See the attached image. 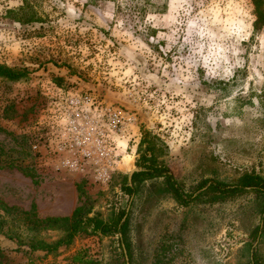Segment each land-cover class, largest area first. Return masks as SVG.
Listing matches in <instances>:
<instances>
[{"label": "rangeland", "instance_id": "rangeland-1", "mask_svg": "<svg viewBox=\"0 0 264 264\" xmlns=\"http://www.w3.org/2000/svg\"><path fill=\"white\" fill-rule=\"evenodd\" d=\"M0 67L24 72L0 76V200L13 207L0 204V264H127L125 249L130 264H264V193L182 205L163 178L122 190L145 131L187 193L264 178L252 0H0ZM85 203L104 220L129 208L126 234L38 249L68 224L37 218Z\"/></svg>", "mask_w": 264, "mask_h": 264}, {"label": "trees", "instance_id": "trees-1", "mask_svg": "<svg viewBox=\"0 0 264 264\" xmlns=\"http://www.w3.org/2000/svg\"><path fill=\"white\" fill-rule=\"evenodd\" d=\"M256 7L257 22L259 25L264 23V0H252ZM24 22L28 20H23ZM24 72H16L7 67H0V76L16 80L23 77ZM140 145V158L137 165L141 169L134 172L132 176V185H129L128 177L124 176V183L122 190L126 195L132 197L137 190V185L150 179L163 178L165 180V187L172 193L174 198L182 205H189L202 197L209 198L210 201L225 200L235 197L253 188L259 192L264 193V178L255 174H245L234 184H228L221 181L205 180L203 181L198 191L195 193H187L182 186L175 179L170 169L160 161V153L162 148L157 142V137H152L150 132L145 131ZM8 212L10 209L3 201L0 200ZM26 213V212H25ZM127 214L126 209L120 211L110 220H104L100 215L91 216V212L87 209V205H79L70 217H47L44 219L37 218L36 223L39 227L51 228L53 225H66L63 238L56 244H49L47 242H39L41 250H57L63 245H70L73 240L80 234L86 235H100V236H118L126 234L127 222L123 221ZM264 228V218H263ZM260 229V228H259ZM124 239L119 238V242L123 243ZM257 260V261H256ZM256 255L253 257L252 264H260Z\"/></svg>", "mask_w": 264, "mask_h": 264}, {"label": "water", "instance_id": "water-1", "mask_svg": "<svg viewBox=\"0 0 264 264\" xmlns=\"http://www.w3.org/2000/svg\"><path fill=\"white\" fill-rule=\"evenodd\" d=\"M140 170H141L140 168H137V169H135L134 171H132V172L129 174V176H128V182H129V185H132V176H133L134 172H136V171H140ZM128 212H129V208L127 209V214H128ZM127 214H126V216L124 217L123 221H125V219L127 218ZM124 248H125V247H124ZM125 254H126L127 264H130L126 249H125Z\"/></svg>", "mask_w": 264, "mask_h": 264}]
</instances>
